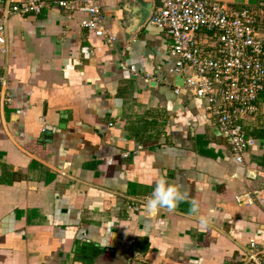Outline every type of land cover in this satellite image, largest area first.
<instances>
[{
    "label": "crops",
    "instance_id": "crops-1",
    "mask_svg": "<svg viewBox=\"0 0 264 264\" xmlns=\"http://www.w3.org/2000/svg\"><path fill=\"white\" fill-rule=\"evenodd\" d=\"M143 1L150 14L130 37L123 0L102 3L113 44L78 10L9 15L0 264H86L79 247L97 251L94 264H241L249 239L264 245V94L245 125L257 144L237 163L206 101L175 93L170 39ZM161 177L184 196L152 212ZM247 193L253 204L236 200Z\"/></svg>",
    "mask_w": 264,
    "mask_h": 264
},
{
    "label": "built area",
    "instance_id": "built-area-1",
    "mask_svg": "<svg viewBox=\"0 0 264 264\" xmlns=\"http://www.w3.org/2000/svg\"><path fill=\"white\" fill-rule=\"evenodd\" d=\"M104 1L7 0L0 20V50L6 52L9 15L39 14L49 6L87 13L81 27L113 44L116 35L106 28L101 10ZM150 1L156 4L149 21L166 31L170 39L174 60L170 71L183 79V85L176 84L175 93L206 101L207 113L230 140L235 161L244 164L245 154L257 144L246 132V119L257 114L264 94V31L259 29L260 20L264 21V2L259 7L237 8L215 0ZM131 72L138 75L135 66ZM6 85L7 73L0 65V103L11 101ZM236 200L254 203L251 193L238 195ZM244 251L241 264H264V245L257 239H249Z\"/></svg>",
    "mask_w": 264,
    "mask_h": 264
},
{
    "label": "clouds",
    "instance_id": "clouds-1",
    "mask_svg": "<svg viewBox=\"0 0 264 264\" xmlns=\"http://www.w3.org/2000/svg\"><path fill=\"white\" fill-rule=\"evenodd\" d=\"M183 196L184 193H182L177 186L161 177L158 181H156L154 190L151 196L147 199L145 206L152 212L163 208L172 210L175 208L177 202L183 198ZM197 208L198 205L193 202V212H195ZM201 222L206 223V218H202Z\"/></svg>",
    "mask_w": 264,
    "mask_h": 264
},
{
    "label": "water",
    "instance_id": "water-1",
    "mask_svg": "<svg viewBox=\"0 0 264 264\" xmlns=\"http://www.w3.org/2000/svg\"><path fill=\"white\" fill-rule=\"evenodd\" d=\"M143 2V0H123V8L130 15L129 25H127L125 29L128 37L139 28L140 24L145 22L150 14L152 3L144 4ZM177 84L183 85L182 77H177ZM87 249L88 248H83L81 250L79 247L77 252H82L84 255L82 258L85 260L86 264H94V258L97 255V251H87Z\"/></svg>",
    "mask_w": 264,
    "mask_h": 264
}]
</instances>
